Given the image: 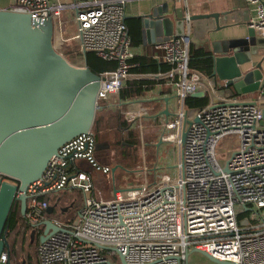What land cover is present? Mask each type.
Listing matches in <instances>:
<instances>
[{
    "label": "built area",
    "instance_id": "1",
    "mask_svg": "<svg viewBox=\"0 0 264 264\" xmlns=\"http://www.w3.org/2000/svg\"><path fill=\"white\" fill-rule=\"evenodd\" d=\"M129 1L14 0L10 7L33 19L50 17L54 45L57 41L69 47L59 52L74 66L86 65L87 51L115 62L112 70L99 74V108L121 105L120 90L128 80H136L134 75L166 74L162 79L169 81L180 105L173 118L162 123L160 137L179 145L175 176L165 172L151 183L130 184L114 189L108 200L97 199L91 174L81 162L102 174L110 168L96 159L92 130L64 143L49 159L41 176L26 188L24 216L34 234L42 235L45 221L61 228L38 241V264H122L121 256L125 264H188L193 249L221 262L264 264V97L246 99L214 91L217 102L208 97L203 108H188L185 101L193 93L208 95L191 71L215 90L208 76L188 67L189 31L155 42V56L170 67L168 71L131 73L136 65L132 59L142 49L131 44L124 21ZM177 1L185 6L187 0ZM246 3L254 10L248 26L264 38V0ZM184 114L198 121L190 125L181 146ZM227 135H235L237 149L220 160V142ZM72 191L81 194L74 219L61 221L47 213L53 204L58 207L64 192ZM6 261L3 252L0 263Z\"/></svg>",
    "mask_w": 264,
    "mask_h": 264
},
{
    "label": "water",
    "instance_id": "2",
    "mask_svg": "<svg viewBox=\"0 0 264 264\" xmlns=\"http://www.w3.org/2000/svg\"><path fill=\"white\" fill-rule=\"evenodd\" d=\"M208 17L214 24L218 22V14L190 16L189 19ZM167 22V18L150 13L142 19V26L147 35H157ZM258 50L264 52V38L254 34L229 43L222 51L216 50L219 56L212 58L211 76L239 95L257 91L264 95V73L260 64L245 72L240 68L249 63ZM190 73L205 84L211 103L217 102L210 83L199 73ZM164 77L166 74L134 75L132 79ZM99 85V74L86 65L74 66L54 47V25L50 17L37 20L28 13L0 9V255L7 245L4 227L13 203L19 202L24 216L27 185L41 176L49 159L64 143L91 130L99 108L96 99ZM200 95L196 92L191 96ZM262 105L261 123L264 124V102ZM160 113L172 115L166 109ZM197 121V117L189 120L183 115L181 146L188 128ZM51 211L49 207L47 212ZM44 226L39 241L61 229L50 221H45ZM192 252L201 253L216 264H232L217 261L198 249ZM121 260L125 264L122 256Z\"/></svg>",
    "mask_w": 264,
    "mask_h": 264
},
{
    "label": "rangeland",
    "instance_id": "3",
    "mask_svg": "<svg viewBox=\"0 0 264 264\" xmlns=\"http://www.w3.org/2000/svg\"><path fill=\"white\" fill-rule=\"evenodd\" d=\"M78 42L79 40L76 41V43ZM54 47L63 53L68 52L69 49L68 46L59 44L57 41H55ZM68 61L70 60L68 59ZM214 91L226 94L223 91ZM132 101L123 103V107L114 105L108 109V112L118 114L120 121L125 120L131 125L130 130L133 134L131 140L134 142L131 145L128 144V141H130L128 129L118 132L115 127H112L103 130L99 134L96 159L99 164L107 165L110 168V172L102 174L91 170L92 192L97 199L108 200L112 197L114 189H124L130 184H140L144 181L151 183L154 178L165 172L172 174V176L177 173L176 164L179 156V145L172 141H165L163 138L160 139L161 135L158 132L162 131V123L164 121L159 123L147 118L146 116L152 115V112H148L147 105L133 106L134 103ZM99 109L96 112H99ZM157 144L159 145L157 146ZM236 149L235 135L224 136L220 142L218 158L224 160L229 152ZM80 201L81 194L78 192L66 193L61 197L57 212L59 207H67V211L60 215L62 217L61 221L75 218V212L79 208ZM241 223L246 224L245 219L241 220ZM34 233L35 228H31L27 235L30 236ZM19 238L20 235L18 234L17 239ZM6 240L7 244H11L13 235H8ZM29 240V238H25L21 246L19 244L15 245L14 264H20L21 262L26 264L27 254L32 256L33 264L38 263L36 262V254H34L35 241L29 245ZM188 264L216 263L210 261L201 253L191 251Z\"/></svg>",
    "mask_w": 264,
    "mask_h": 264
},
{
    "label": "crops",
    "instance_id": "4",
    "mask_svg": "<svg viewBox=\"0 0 264 264\" xmlns=\"http://www.w3.org/2000/svg\"><path fill=\"white\" fill-rule=\"evenodd\" d=\"M56 1L70 4L78 0ZM13 3L14 0H0V9H10ZM150 13L156 14L158 17L160 16L162 19H168L167 26L160 28V33H157V35L152 33L147 35L142 26V19L146 18ZM186 13H188V20L185 19ZM69 14L71 15L69 12L66 14L68 18H70ZM205 14H218V22L214 24L211 17L189 19L190 16ZM253 16L254 10L252 6L247 5L246 0H187L185 6L177 0H130L125 9V20H131L130 23L132 25L140 26L141 44L137 47L142 49V52L153 54L154 57H156L155 42L187 31H189L191 46L209 52L212 58L213 56H219V53L215 52L216 50L222 51L229 43L233 44L239 40L248 38L251 34L257 35V32L248 26ZM180 18H184V20H180ZM166 36L168 37L165 38ZM256 64H260V70L264 73V52L262 50H258L257 54L251 56L249 63L243 64L240 68L245 72L255 68ZM210 81L212 85L215 82L218 87H227L224 85V82L218 80L216 77H212ZM219 91H223L227 95L246 99H254L259 96L264 97L259 91L239 95L232 87L219 89ZM132 100L124 101L118 106L123 107V103L131 101L134 103L133 106L137 107H139L138 105L145 104L152 112V115L146 117L159 123L173 118L172 115L166 116L160 113L161 111L166 109L173 114L180 107L175 91L167 79L153 85L150 90L143 92ZM158 134L161 135V131ZM81 165L84 170L92 174L91 169L86 164L81 162ZM65 208L64 212L67 210V207Z\"/></svg>",
    "mask_w": 264,
    "mask_h": 264
},
{
    "label": "trees",
    "instance_id": "5",
    "mask_svg": "<svg viewBox=\"0 0 264 264\" xmlns=\"http://www.w3.org/2000/svg\"><path fill=\"white\" fill-rule=\"evenodd\" d=\"M131 20H125V24L127 26L128 33L131 38V44L133 46H139L141 44V34H140V26L132 25ZM154 53V52H153ZM132 61L136 64L134 67L130 68L131 73L137 74H147V73H164L168 71L170 68L166 63L162 62L160 59L153 56V54H148L142 52V54L135 56ZM85 62L86 66L95 74H100L103 71L112 70L115 67V62L102 59L98 57L94 52L87 51L85 53ZM212 63L213 59L209 52L204 51L201 48H195L189 45V59H188V67L198 70L202 74L208 76L210 79L212 78ZM164 79L155 80V79H140V80H128L124 87L121 88L119 94V100L121 102L132 100L135 97L140 96L143 92L150 90L153 85L157 83H161ZM213 87L215 90L225 89L227 87H218L215 82H213ZM234 94H236L234 92ZM209 102L208 95L203 93L200 96H190L186 99L185 104L188 108L191 109H200L206 106ZM111 107V106H110ZM108 105L103 104L102 109L99 112L95 113L93 125H92V132L94 134V138L99 140V134L103 132L105 129H110L115 127L117 131H123L124 129H128V136L130 137V141L128 144L131 145L134 141L131 140L132 132L130 130L131 125H129L125 120L120 121V116L118 114H113L108 112L110 109ZM98 147V145H97ZM97 152V151H96ZM82 167V166H81ZM83 168V167H82ZM77 191H72L74 193ZM67 192L62 194L65 195ZM57 205L52 206L51 213L49 215H55L59 218H62L60 215L64 214V208L59 207L57 212ZM67 211V210H66ZM243 215L239 214L238 219H240ZM30 226L26 222L25 216L21 215L19 202L15 201L12 205L10 210L8 219L6 221L4 227V234L6 236L13 235V240L11 244H7L4 248V252L8 255L6 263L14 264V254H15V245L19 244L22 245L25 238H29V245L33 241H35V251L36 245L39 241L40 234H33L28 236V231H30ZM20 235V238L17 239V235ZM34 251V254L36 252ZM26 264H33L32 256L30 254L26 255ZM37 262V261H36ZM4 263V264H6ZM18 264V263H16ZM20 264H25L21 262ZM38 264V263H35Z\"/></svg>",
    "mask_w": 264,
    "mask_h": 264
},
{
    "label": "flooded vegetation",
    "instance_id": "6",
    "mask_svg": "<svg viewBox=\"0 0 264 264\" xmlns=\"http://www.w3.org/2000/svg\"><path fill=\"white\" fill-rule=\"evenodd\" d=\"M5 235V234H4ZM6 237V236H5Z\"/></svg>",
    "mask_w": 264,
    "mask_h": 264
}]
</instances>
